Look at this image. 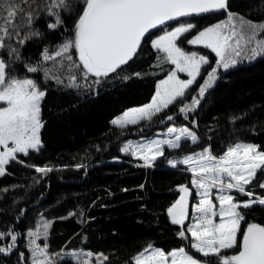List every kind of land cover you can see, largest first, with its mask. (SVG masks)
<instances>
[{
    "label": "snow or ice",
    "instance_id": "obj_1",
    "mask_svg": "<svg viewBox=\"0 0 264 264\" xmlns=\"http://www.w3.org/2000/svg\"><path fill=\"white\" fill-rule=\"evenodd\" d=\"M41 11L55 18L54 23L47 25L53 30L65 25L62 13H75L70 36L55 51L45 48L42 53L43 61L54 62L53 68L42 69L45 76L64 83L61 75L67 72L68 87H81L78 78L99 85L111 74H118L138 55L151 30H162L161 35L151 40V46L163 53L162 62L174 68L159 82L149 103L129 109L111 121L119 128L151 122L174 104L180 105L178 111L187 119L217 81L219 70L235 66L238 58L264 56V38L258 39L264 35V22H254L230 11L229 0H44L43 4L37 0H0V52L7 53V58L0 55V103L5 105L0 107V176L5 175L6 165L11 162L24 163L19 155L28 156L30 151L39 152L43 147L41 104L46 91L40 90L33 79L17 78L12 69L13 61L21 59L18 46L41 35L31 28ZM216 12L226 13V18L202 29L187 21L170 30L163 27L181 18ZM24 26L28 31L22 35ZM193 30L196 34L188 38ZM14 39L16 46L12 43ZM184 42L210 49L216 57L214 65L207 56L186 51L181 46ZM26 68L31 73L41 70V66L26 65ZM179 73L187 78L181 79ZM133 75L139 77L140 73ZM194 85H198L196 95L185 103ZM173 120V115H165L159 122ZM164 135L168 138L128 141L121 151L151 167L165 156V148L177 150L182 141L199 140L197 133L187 126L168 127ZM168 163L173 168L183 164L192 175L195 202L190 205L192 188L181 184L179 198L168 207L167 214L173 225L180 226L179 237L188 239L190 249L203 259L185 247L166 252L148 245L132 258L134 264H264V224L249 221L243 211L264 207V197L253 191L256 187L264 189V180L257 181L258 172L264 174V150L253 143L238 142L219 156L209 146L179 160L169 159ZM29 166L41 174L54 170L47 165ZM233 193L248 199L240 200ZM186 221L190 222L186 225ZM51 223L44 220L35 231L28 232L31 264H56L48 252V244L37 243L41 237L47 239ZM18 235L0 231V241H11L0 246V254L12 253ZM20 259H25L23 252ZM78 259L79 264H93V260L95 264H105L109 257L89 251L81 252Z\"/></svg>",
    "mask_w": 264,
    "mask_h": 264
},
{
    "label": "trees",
    "instance_id": "obj_2",
    "mask_svg": "<svg viewBox=\"0 0 264 264\" xmlns=\"http://www.w3.org/2000/svg\"><path fill=\"white\" fill-rule=\"evenodd\" d=\"M37 3L43 4L44 0ZM229 3L230 11L254 22H264V0H229ZM62 18L65 25L49 29L47 25L54 23L55 18L41 11L31 26L41 35L18 46L21 59L12 63L14 75L29 76L40 90L46 91L41 104L43 147L39 152L30 151L28 156L19 155L24 163L11 162L6 165L5 175L0 176V231L19 234L12 253L0 254V264H30L26 242L30 214L51 202L59 190L87 188L90 194L74 198L72 215L52 222L46 242L50 253L82 249L107 255L105 264H134L132 258L151 245L166 252L185 247L203 259L190 249L188 239L179 237L180 226L173 225L167 214L168 207L179 198L178 186H190L192 175L183 166L173 168L167 163L172 157L209 146L219 156L238 142L253 143L264 150V56L250 60L238 58L235 66L219 70L217 81L187 119L178 111L180 105L174 104L151 122L119 128L111 121L129 108L150 102L159 82L174 68L162 62L163 53L151 46L153 36L162 30L143 43L138 55L121 72L111 74L99 85H90V81L78 78L82 86L76 88L67 86V72L61 75L64 83H57L42 70L51 69L54 64L43 61L44 49L55 51L71 34L75 13H62ZM225 18L226 13H220L178 23L187 21L202 29ZM27 31V26L22 27L21 34ZM195 34L193 30L188 38ZM12 43L16 46L15 39ZM181 46L199 49L214 65L216 57L211 50L186 42ZM0 55L7 58L6 51ZM73 56L75 59L74 50ZM26 65L41 66V70L31 73ZM124 76L131 78L124 80ZM197 87L193 86L185 103H190ZM165 115H173L174 120L160 123ZM171 125L191 128L197 133L198 142L182 141V147L177 150L165 148V156L151 167L143 166L140 160L121 151L128 138L152 135ZM29 165H47L54 170L41 174ZM259 180H264V174L258 172ZM253 191L264 196V189L256 187ZM238 198L248 197L239 195ZM243 211L249 221L264 224V207ZM9 243L5 239L0 241V246ZM21 252L24 261L20 259ZM58 264L74 262L62 259Z\"/></svg>",
    "mask_w": 264,
    "mask_h": 264
},
{
    "label": "rangeland",
    "instance_id": "obj_3",
    "mask_svg": "<svg viewBox=\"0 0 264 264\" xmlns=\"http://www.w3.org/2000/svg\"><path fill=\"white\" fill-rule=\"evenodd\" d=\"M177 25H173L172 27H168L167 29H171V28H174L176 27ZM161 33L159 34H156L155 36H153V39H155L157 36L161 35ZM193 46V45H192ZM194 47H202V46H194ZM186 51H195V52H198L199 54L201 53V51L199 49H195V48H185L183 47ZM210 50V49H209ZM203 55V54H202ZM207 56V55H205ZM209 58V56H207ZM210 60V58H209ZM180 76L181 79H186L187 76L186 74H183V73H179L178 74ZM167 77V76H166ZM166 77L164 79H166ZM17 78H28V79H33L31 77H17ZM163 80V79H162ZM39 88V87H38ZM149 103V102H148ZM147 104V103H146ZM145 105V104H143ZM143 105H140V106H135V107H132V108H137V107H141ZM5 105H3L2 103H0V107H3ZM132 108H129V109H132ZM127 109V110H129ZM126 110V111H127ZM122 116V115H120ZM119 116V117H120ZM117 118V117H116ZM172 126H176V127H183L185 125H171L169 127H172ZM168 128V127H167ZM167 128L165 129H160L158 131H156L154 134L152 135H145V136H135V137H131V138H128L126 140L125 143H127L128 141H132L133 143H137V142H143V141H147L149 139H164V138H168L164 135V133L167 132ZM124 143V144H125ZM246 143V142H244ZM203 150V149H202ZM202 150H198V151H195V152H199V151H202ZM195 152H192V153H188V154H185V155H190V154H193ZM185 155H182L180 157H172L170 159H176V160H179V159H182L183 156ZM131 156V155H130ZM137 159V158H135ZM159 159V158H158ZM157 159V160H158ZM139 160V159H138ZM156 160V161H157ZM141 161V160H140ZM155 161V162H156ZM142 164H143V161H141ZM154 162V164H155ZM153 164V165H154ZM168 166H171L169 165V163H167ZM177 166H183V170L184 171H187L186 170V166L183 165V164H178ZM189 172V171H187ZM190 173V172H189ZM191 174V173H190ZM190 188H192V185L189 186ZM192 191H193V197H194V201L192 200V197H191V200H190V203H193L195 202V192H196V189L192 188ZM215 191V190H213ZM91 190L90 189H70V190H59L57 192V195L56 197L51 201V202H48L42 206H40L39 208H37L36 210H34L31 214H30V222H29V228L27 230V237H26V242H27V248L29 250V254H30V257H29V262L31 264V252H30V249L28 247V244H29V239L30 237L28 236V232L29 231H35L37 226L44 220H47V221H51L53 222L55 219H58V218H65V217H68L70 216V213L72 214L73 213V200L75 197L77 196H84V195H88L90 194ZM234 195H237L239 197L240 194H236V193H233ZM256 194V193H255ZM257 196H260L258 194H256ZM242 196V195H241ZM261 197H264V196H261ZM239 199V198H238ZM248 199V198H247ZM241 200V199H240ZM243 200H246V199H243ZM190 211V216H191V207L189 209ZM190 221H186V225L187 223H189ZM52 224V223H51ZM51 227V226H50ZM49 231H50V228L48 229V234H49ZM48 238V236H47ZM47 242V239H44L43 237H41L40 239L37 240V243H40L41 245H43L44 243ZM153 248H157V247H153ZM49 252V251H48ZM81 252H89L88 250H73V251H62L58 254H51L52 258L55 260L56 264H58L62 259H71L74 264H79V254ZM91 252V251H90ZM93 253V252H92ZM94 255L95 254H98V253H93ZM93 264H95V260H93Z\"/></svg>",
    "mask_w": 264,
    "mask_h": 264
},
{
    "label": "water",
    "instance_id": "obj_4",
    "mask_svg": "<svg viewBox=\"0 0 264 264\" xmlns=\"http://www.w3.org/2000/svg\"><path fill=\"white\" fill-rule=\"evenodd\" d=\"M220 13H224V12L210 13V14H206V15H202V16L215 15V14H220ZM202 16H194V17H188V18H181L180 21L188 20V19H193V18H196V17H202ZM180 21H171V22H168V24L165 25V26H163V27H164V28H166V27H170V26H172L173 24L178 23V22H180ZM160 30H161V29H154V30H151V33H150L149 37L146 38L144 42H146L148 39L152 38V36H153L154 34H156V33H157L158 31H160ZM144 42H142V45H143ZM113 161H116V160H110V161H108V162H113ZM120 161H121V160H120ZM142 165H143V164H142ZM146 167H148V166H146ZM165 168H169V167H165ZM190 200H191V198H190ZM190 205H191V203H190Z\"/></svg>",
    "mask_w": 264,
    "mask_h": 264
}]
</instances>
